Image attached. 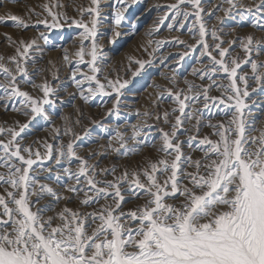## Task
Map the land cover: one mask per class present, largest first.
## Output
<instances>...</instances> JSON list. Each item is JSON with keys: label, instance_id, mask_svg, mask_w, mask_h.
<instances>
[{"label": "snow or ice", "instance_id": "6c2138e0", "mask_svg": "<svg viewBox=\"0 0 264 264\" xmlns=\"http://www.w3.org/2000/svg\"><path fill=\"white\" fill-rule=\"evenodd\" d=\"M3 2L5 0H0V5ZM115 2L114 23L119 28L125 11L138 0ZM223 3L228 4L229 8L218 6L216 10H223L226 16H231L232 9L241 7L236 0H223ZM181 5H191L194 11H181ZM170 8L173 19L183 17L186 20L191 14L200 24L201 43L212 61V68L202 72L194 70V75L201 80H212L215 73L224 72L231 81L224 89L229 94L211 97L207 88L192 96L185 95L183 91L176 93L180 115L176 116L172 125L173 131L163 133V145L159 151L164 153L165 158L151 163L142 171L124 170L119 176L115 168L97 172L98 166H89L87 160L77 156L73 143H68L66 147L61 145L55 156L51 146H48V159L54 162L55 167L51 164L42 166L40 171L49 174L46 180L53 181L64 192L72 194L67 197L30 174L36 171L33 168L35 161L32 150L20 145L17 139L20 132L9 129L11 139L7 143L0 141V152L3 153L0 155V167L7 169V175L0 174V188L4 189L0 193V264H264V132L259 138L251 136L248 131L251 125L246 123V117L251 115L248 106L250 91H255V85H259L260 91L264 92V73L261 72L264 64H258L251 58L254 44L259 53V42L248 36L246 42L242 43L248 54V59L243 63L250 65L252 73L253 84L250 85L246 75H237V69L241 67L238 59H233L231 65L226 62L228 53L221 47L223 41L215 46L219 60L211 55L209 45L203 42L206 30L201 22L204 11L201 0H178ZM86 11L91 18V27L83 22L73 23L84 28L82 40L91 41V51L87 54L91 56V71L95 74L99 71L96 66L100 51L97 27L101 0H91V6ZM244 13L264 14V0H259L254 7L245 8L240 13L241 19H245ZM52 19L51 25L46 19L40 23L46 27L58 26L57 17L52 16ZM7 20L17 27L29 26L18 15L0 17V22L6 23ZM255 26L264 30L262 16H256ZM132 34H135L134 28ZM120 35L119 31H114L110 42L115 43V38ZM42 38L47 43V37ZM212 38L219 39L215 31ZM35 43V40L20 42L16 55L9 61L14 65L15 72L0 57V72L7 81L0 88H3L6 97L20 98L24 116L32 120L37 117L47 120L49 116L44 106L53 103L50 99L52 88L47 83L43 84L40 86L42 96L35 98L20 89L21 81L17 79L19 75L23 78L22 82L32 83L28 79L26 61ZM76 55L83 61V44ZM64 58L67 60V55ZM138 63L141 68L144 67L143 63ZM86 79L96 80L98 85L95 89L89 85L87 91L92 96L109 94L95 75ZM75 82L77 85L83 83L81 80ZM240 83L243 88L239 86ZM126 84L127 81L117 87V84L109 81L107 86L118 93L119 88ZM33 87L36 86L33 84ZM192 91L193 86L188 85V92ZM169 95L173 93L169 92ZM201 97L203 109L209 112V118L211 109L217 103L227 105L233 111L227 124L207 125L215 130L213 134L218 140L213 141L205 136L194 145L197 137H189L187 146L204 153L202 160H193L191 156H184L181 147L184 142L179 140L177 129L185 121L196 120V131L199 133L203 112L200 109L186 112L185 109L191 105L185 101L199 103ZM81 98L85 101L89 99L83 95V89ZM19 110L13 106V111ZM27 126L20 125L21 132ZM255 130L252 127V131ZM2 132L3 129H0ZM140 134L141 130L134 128L130 139L139 144L137 137ZM116 138L120 141V147L125 148L123 154L127 155L129 150L123 134L117 132ZM22 153H28L27 158ZM35 155L39 157L40 154L37 152ZM168 156L172 159H167ZM40 159L43 160L42 157ZM73 159L79 162L77 172L71 170ZM64 161L68 166H64ZM187 168L193 171H187ZM101 175L105 179H97ZM109 175L112 176L111 180L107 179ZM158 176L165 179L161 182ZM73 183L75 186H71ZM126 193L131 194L133 199H143L144 203L125 212L123 204ZM81 194L82 206L100 207L92 212L64 207L53 216L46 215L52 210L49 206L38 207L42 200L49 197L58 203L61 199L71 201ZM102 201L111 202L101 204Z\"/></svg>", "mask_w": 264, "mask_h": 264}, {"label": "rangeland", "instance_id": "374dc122", "mask_svg": "<svg viewBox=\"0 0 264 264\" xmlns=\"http://www.w3.org/2000/svg\"><path fill=\"white\" fill-rule=\"evenodd\" d=\"M176 3L178 0H138L125 11L120 27L116 28L115 0H101L97 27L100 51L96 66L99 71L95 74L91 71V56L87 54L91 51V41L82 40L84 28L73 23L83 22L91 27V18L86 11L91 6V0H5L0 5V17L18 15L29 25L23 28L15 26L11 20L0 22V57H3V63L15 72L14 65L9 61L16 55V48L21 41L30 43L35 40L26 61L28 79L32 83L22 82L23 78L18 75L20 89L35 98L42 96L40 86L45 83L53 90L50 96L53 103L44 106L49 118L45 120L37 117L32 120L22 114L24 109L20 98L10 99L5 96L3 88H0V129H3L0 141L7 143L11 139L9 129L20 132V137L17 138L20 145L31 148L33 153V168L36 171L31 172V175L39 177L43 183H48L62 196H71V193L64 192L53 181L46 180L45 177L49 175L47 172L40 171L42 166L51 164L55 167L54 162L48 159V146H51L55 156L61 145L66 147L70 142L73 143L77 156L87 160L89 166H98L97 172L115 168L116 175L119 176L124 170L142 171L151 163L165 158L164 153L159 151L163 145V133L173 131L172 125L175 124L176 116L180 115L176 93L183 91L185 95L192 96L207 88L211 97L229 94L224 89L231 81L224 72L215 73L212 80H201L194 75V70H210L212 61L201 43L200 24L195 17L190 14L186 20L183 17L172 18L173 10L170 6ZM236 3L241 7L232 9L231 16H226L223 10H216L218 6L222 9L229 8L223 0H201V7L204 9L201 22L206 30L203 42L209 45L211 55L219 60L215 46L223 41L221 47L228 53L226 62L231 65L233 59H238L241 67L237 69V75H246L252 85L250 65L243 63L248 59V54L245 53L242 43L246 42L248 36L258 41L259 53L254 44L251 58L258 64H264V30L255 26L256 16L264 18V14L244 13L245 19H241L240 13L245 8L254 7L259 0H236ZM181 11L192 13L194 10L191 5H181ZM213 12L215 14L210 15ZM52 16L57 17L58 26L46 27L40 23L46 19L49 25L53 24ZM133 28L135 34H132ZM114 31H119L121 35L112 43L110 41ZM213 31L219 37L218 40L212 38ZM42 37H47V43ZM82 44L85 50L83 61L76 55ZM138 62L143 63L144 67L141 68ZM261 72L264 73V69ZM92 75L96 76L100 84L105 85L104 91L108 95L101 93L92 96L87 91L89 85L94 89L98 87L96 80L86 79ZM77 80L83 83L77 85ZM109 81L117 84V87L125 81L127 84L119 88L117 93L107 86ZM6 84L7 81L0 72V85ZM188 85L193 86L192 92H188ZM221 85L223 87H217ZM239 86L243 88L242 83ZM81 89L83 95L89 97L87 101L81 98ZM169 92L173 95H169ZM250 96L248 106L251 108V115L246 117V123L251 125L248 129L250 135L259 138L261 132H264V92L260 91L259 85H255V91H250ZM185 103L191 105L185 109L186 112L200 109L203 115L198 134L196 120L185 121L177 129L179 140L184 142L181 146L182 152L193 160H202V151L187 146L189 137H197L194 145L205 136L213 141L218 140L213 134L215 130L207 125L221 122L227 124L233 110L227 105L217 103L211 109L209 118V112L203 109L202 97L199 103ZM13 106L20 110L13 111ZM25 124L28 126L21 132L20 125ZM252 127L256 130L252 131ZM134 128L141 130L137 137L139 144L130 139ZM117 132L123 134L127 142V155L123 154L125 148L120 147V141L116 138ZM37 152L39 157L35 155ZM22 154L27 158L28 153ZM0 155L3 153L0 152ZM167 159L171 160L172 157L168 156ZM63 163L68 166L67 161ZM78 167L79 162L73 159L71 170L77 172ZM186 170L193 171L191 168ZM0 174L7 175V169L0 167ZM158 178L161 182L165 179L163 176ZM97 179L103 180L105 177L101 175ZM107 179L111 180L112 176H107ZM71 186H75L74 183ZM3 191L0 188V193ZM81 199L82 194L71 201L61 199L57 203L54 198L49 197L42 200L38 207L49 206L52 209L46 214L49 216L56 215L64 207L81 212H92L100 207L95 205L85 208L80 204ZM110 202L102 201L101 204ZM143 203V199H133L131 194L126 193L123 210L127 212Z\"/></svg>", "mask_w": 264, "mask_h": 264}, {"label": "bare ground", "instance_id": "6f19581e", "mask_svg": "<svg viewBox=\"0 0 264 264\" xmlns=\"http://www.w3.org/2000/svg\"><path fill=\"white\" fill-rule=\"evenodd\" d=\"M27 14V13H26Z\"/></svg>", "mask_w": 264, "mask_h": 264}]
</instances>
